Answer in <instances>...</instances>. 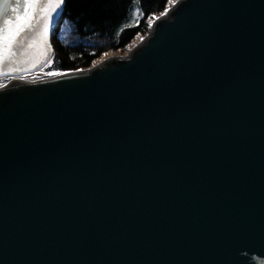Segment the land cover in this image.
Returning a JSON list of instances; mask_svg holds the SVG:
<instances>
[{"label": "water", "instance_id": "95a60500", "mask_svg": "<svg viewBox=\"0 0 264 264\" xmlns=\"http://www.w3.org/2000/svg\"><path fill=\"white\" fill-rule=\"evenodd\" d=\"M8 3L29 20L9 53L0 0V80L50 60L64 10ZM166 13L126 55L0 86V264H264V0Z\"/></svg>", "mask_w": 264, "mask_h": 264}, {"label": "trees", "instance_id": "16d2710c", "mask_svg": "<svg viewBox=\"0 0 264 264\" xmlns=\"http://www.w3.org/2000/svg\"><path fill=\"white\" fill-rule=\"evenodd\" d=\"M171 0H65L54 30L47 72L90 68L103 55L125 53L149 32L150 20Z\"/></svg>", "mask_w": 264, "mask_h": 264}, {"label": "snow or ice", "instance_id": "6c2138e0", "mask_svg": "<svg viewBox=\"0 0 264 264\" xmlns=\"http://www.w3.org/2000/svg\"><path fill=\"white\" fill-rule=\"evenodd\" d=\"M4 5H7L13 13L16 15L5 19L4 24L7 26V36H3L4 41L3 47L11 53L12 44L15 41V38L24 30L25 23L29 20V15L25 14L23 18L18 13L19 5H11L8 3V0H2ZM64 3V0H57V2H50L47 5L40 3V0H24V6L31 12L37 7L45 9L46 11H52L56 8H59L61 4ZM167 13H161V15H166ZM30 26V25H29ZM4 30L0 29V33ZM50 75H62V73H49Z\"/></svg>", "mask_w": 264, "mask_h": 264}, {"label": "rangeland", "instance_id": "374dc122", "mask_svg": "<svg viewBox=\"0 0 264 264\" xmlns=\"http://www.w3.org/2000/svg\"><path fill=\"white\" fill-rule=\"evenodd\" d=\"M175 1H176V0H172L171 3H170V5H172ZM136 42H138V41H135V42L133 43V45L136 44ZM125 54H126V52H125V53H122V52H121V53H117V54H114V53L106 54V55L102 56V57L100 58V60L103 59L104 57H108V56H110V55L120 56V55H125Z\"/></svg>", "mask_w": 264, "mask_h": 264}, {"label": "bare ground", "instance_id": "6f19581e", "mask_svg": "<svg viewBox=\"0 0 264 264\" xmlns=\"http://www.w3.org/2000/svg\"><path fill=\"white\" fill-rule=\"evenodd\" d=\"M111 57H112V55L108 56V58H111ZM113 57H114V56H113ZM106 58H107V57H106ZM102 60L105 61L106 59L103 58ZM103 61H102V62H103ZM28 78H31V77H28Z\"/></svg>", "mask_w": 264, "mask_h": 264}]
</instances>
